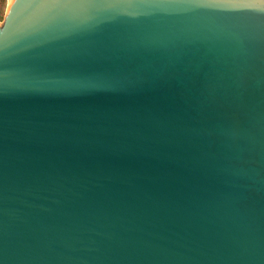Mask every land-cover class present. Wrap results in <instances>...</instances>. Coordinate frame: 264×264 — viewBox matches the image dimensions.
<instances>
[{
  "label": "water",
  "instance_id": "1",
  "mask_svg": "<svg viewBox=\"0 0 264 264\" xmlns=\"http://www.w3.org/2000/svg\"><path fill=\"white\" fill-rule=\"evenodd\" d=\"M0 264H264V0H6Z\"/></svg>",
  "mask_w": 264,
  "mask_h": 264
},
{
  "label": "rangeland",
  "instance_id": "2",
  "mask_svg": "<svg viewBox=\"0 0 264 264\" xmlns=\"http://www.w3.org/2000/svg\"><path fill=\"white\" fill-rule=\"evenodd\" d=\"M5 3H6V0H0V21H2Z\"/></svg>",
  "mask_w": 264,
  "mask_h": 264
}]
</instances>
